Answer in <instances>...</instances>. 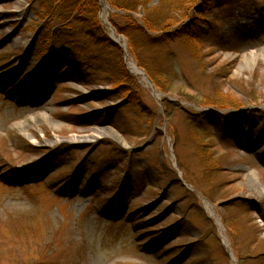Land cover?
Masks as SVG:
<instances>
[{
    "label": "rangeland",
    "instance_id": "374dc122",
    "mask_svg": "<svg viewBox=\"0 0 264 264\" xmlns=\"http://www.w3.org/2000/svg\"><path fill=\"white\" fill-rule=\"evenodd\" d=\"M195 1L163 2L161 15L178 26L199 15ZM199 1L212 19L201 23L206 41L144 45L150 71L128 51L126 68L146 74L130 72L129 91L119 77L112 91L82 25L62 39L81 55L50 45L74 60L53 92L24 94L49 63L48 29L31 0H0V264H264V0ZM110 7L99 10L106 29L112 13H129ZM129 14L139 24L147 15ZM42 158L55 162L40 179L26 165ZM78 171L86 180L75 190ZM118 188L130 210L142 208L137 226L105 215ZM157 235L151 254L141 244Z\"/></svg>",
    "mask_w": 264,
    "mask_h": 264
},
{
    "label": "trees",
    "instance_id": "16d2710c",
    "mask_svg": "<svg viewBox=\"0 0 264 264\" xmlns=\"http://www.w3.org/2000/svg\"><path fill=\"white\" fill-rule=\"evenodd\" d=\"M32 7L35 8L37 15L42 19V23L39 24L38 29L47 28L48 35L45 39H43V51L50 52L49 63H46L45 67L48 72H54L55 74H60L61 70H69L72 69L74 60L71 58H63V54L54 55L51 50L50 44L51 41H59L63 42V38L74 36L75 34L72 32V29L78 26H84L86 29L85 32L87 36L92 38L93 43L98 45L99 52L104 55V59L102 64L105 66V72L111 73L113 76L112 82L114 86L112 87V91H115V84L120 83V81L124 80L125 83L118 86H121L124 89L123 92L129 91L133 83V75L129 72L128 68H126L125 63L123 62V52L119 45L113 41V39L109 36L108 30L101 24L99 19V10L100 4L99 0H31ZM110 6L119 11L126 12H135L140 7L146 10V16L142 19L143 23L139 24L138 21L131 15H119L118 13H112L111 15V23L116 27V29L124 33L128 38V47L129 52L141 63L142 66H145L150 71V61L148 58L142 59L140 55H138V50L142 49L144 45L148 46H161L163 43L172 42L174 40H179L181 37L191 38L193 41L205 40L204 33L202 32L201 23H210L212 19L208 17H204L203 14L200 13V10L205 8V1L200 2L195 1L192 4L191 11H194V8L199 15L191 14L188 21L177 26V20L175 17L167 11L169 16L161 15V7L164 2L167 6L174 5V0H159L160 4L157 6H150L152 0H107ZM172 3H171V2ZM178 1V0H175ZM186 2V0H184ZM197 5V6H196ZM194 6V8H193ZM199 12V13H198ZM156 13V14H155ZM152 15H158L156 19L152 18ZM50 26V29H49ZM58 27V28H55ZM52 29V30H51ZM151 31L155 32V34H151ZM99 33L100 35H98ZM73 34V35H72ZM71 50L75 53L76 49L71 47ZM44 53V52H43ZM77 55H81L82 53L76 52ZM71 54V53H70ZM56 59H55V58ZM71 59V60H70ZM139 63V64H140ZM95 65H97L95 63ZM107 69V71H106ZM152 71V70H151ZM67 73L64 72L60 75V77L66 76ZM153 79L158 86L161 88L164 87L161 83H159V74L155 72L152 74ZM120 78V81L118 80ZM135 81V80H134ZM120 87V88H121ZM117 90V89H116ZM126 97L132 98L133 95L126 93ZM140 106V105H138ZM263 112V111H262ZM213 114V113H212ZM202 115V116H201ZM205 115H209V112H194L192 113V119H200V117H204ZM216 115V114H213ZM199 117V118H198ZM208 116L207 118H210ZM215 119V118H214ZM227 119V118H226ZM212 120V119H211ZM200 121V120H199ZM204 122V119H203ZM222 128V127H221ZM130 157V155H127ZM130 166V165H129ZM175 179H171L168 181L171 186H174L173 181ZM180 179H177V181ZM124 189V188H122ZM119 197H125V192L121 190L119 193ZM130 208V207H129ZM137 207L132 211V213L141 212V208ZM135 215V214H134ZM136 217V216H135ZM139 217V216H138ZM135 219V218H133ZM137 219L135 220V222ZM146 222V221H145ZM177 225V224H175ZM173 226L168 228L169 231H172ZM135 226H137L135 224ZM146 232L145 234H147ZM165 236V235H164ZM148 237V236H147ZM152 240L161 238V236H149Z\"/></svg>",
    "mask_w": 264,
    "mask_h": 264
},
{
    "label": "bare ground",
    "instance_id": "6f19581e",
    "mask_svg": "<svg viewBox=\"0 0 264 264\" xmlns=\"http://www.w3.org/2000/svg\"><path fill=\"white\" fill-rule=\"evenodd\" d=\"M103 7L104 8H107V5H106V3L103 1ZM112 35L117 39V40H120V43H123L122 42V40H121V38H119V36H117L115 33H112ZM132 71L134 72V73H141V71L138 69V67H136V65L135 64H132ZM27 126L28 125H26V122H23V123H20L19 124V127L22 129V130H27Z\"/></svg>",
    "mask_w": 264,
    "mask_h": 264
}]
</instances>
